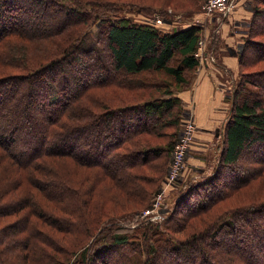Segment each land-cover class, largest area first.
<instances>
[{
	"label": "trees",
	"instance_id": "trees-1",
	"mask_svg": "<svg viewBox=\"0 0 264 264\" xmlns=\"http://www.w3.org/2000/svg\"><path fill=\"white\" fill-rule=\"evenodd\" d=\"M26 1L37 12L47 8L49 13H42L45 16L43 22L30 23L31 19L39 17V12L29 14L25 25L12 19V12L0 16V63L17 69V72L0 74V89H3L0 93V158L7 157L12 161L6 166L10 182L7 187L12 189L5 191L15 195L23 192L18 188L24 187L21 196L30 202L38 189L50 200L70 204L64 215L39 210L43 217L47 214L51 219L49 223L57 228L84 234L78 235L82 240L79 248L76 249L74 243L64 245L62 249L56 246L57 253L62 254L56 255L48 250L51 238L39 230L38 239L42 236L48 241L47 249L40 242L37 247L38 254L46 258L44 264H95L97 259L101 264H108L106 251L116 252L120 264H156L157 258L164 256H170L171 261L174 258V264H216L207 256L210 251L218 264H223L222 260L229 264H264V238L254 223L251 224L254 217L262 218L264 223V200L231 206L204 227L185 235L186 229L206 220L214 207L225 201L226 195L232 197L241 185L252 180V175L234 166L242 150L264 149V95L260 90L264 86V40L260 38L264 36V26L259 27L256 23L258 15H264V0H253L252 16L242 43L237 50L231 49L238 55V79L231 92V105L217 144L219 165L207 175L186 181L171 209L157 221L136 217L144 208L138 206L142 204L140 201L149 203L154 190H140L141 182L148 181L146 176L135 171L131 177L127 172L132 167L140 170L147 164H156L161 158L165 160L164 165L168 162L186 114L184 102L176 93L188 88L194 79L199 64L196 51L202 27H175L163 32L153 25L135 21L127 13L150 14L157 10L162 13L160 10L165 12L168 7L127 0ZM3 2L6 1L0 0V12L5 14L9 6ZM174 7V11L186 14L200 10L199 6L188 10ZM23 11L21 8L20 13ZM117 11L126 12L127 16H116ZM53 12L56 14L50 15ZM60 19L64 22L56 28ZM93 27L98 29L96 33ZM52 34L54 40L46 41L48 44L39 50L38 42L47 40ZM61 37L64 39L59 41ZM34 43H38V51H48L52 45L56 47L49 55L46 52L47 60H41L40 65L25 61L30 60L25 53L29 50L27 44ZM80 55L94 57V64L98 63L96 78L88 77L93 70L82 62ZM256 60L261 61L257 70L254 69ZM109 62L112 68L106 67L102 71ZM71 69L76 70V75L69 78ZM86 69L89 71L86 75H77ZM143 72L157 77L147 81L137 79ZM109 86L126 90L134 87L133 97L137 100L108 108L106 100L101 102L104 93L95 96L92 88ZM24 99L34 103L38 112L36 118L28 114ZM90 99L94 107L88 105ZM14 102L18 105L13 108ZM100 107L102 109L98 110ZM87 133L94 135L93 141L87 139ZM154 139L163 140L165 144L154 145ZM62 140V145L58 146ZM127 150L136 157L127 161ZM62 156L71 158L77 166L94 165L106 176L112 174L115 179L120 178L121 184L129 190L126 197L136 201L137 207L104 218L98 215L99 208L87 212L85 206L91 204L90 195L84 196L76 187L86 181L75 175L66 178L59 174L55 164H59ZM109 158L127 162L122 167L109 162ZM262 158H254L260 160L255 172L262 170L264 173ZM226 165L235 168V178L229 187L219 182ZM165 172L166 169L162 171V177ZM188 203L191 207L182 210L181 217H177L181 204ZM23 220L30 223L27 217ZM95 220L96 225L93 224ZM240 223H250V232ZM86 225L89 226L87 230ZM241 232L248 233L244 236L250 243L257 242L262 248L260 254L251 256V246H243V239L235 238ZM225 234L235 240L229 247H222ZM34 236L30 235L29 244ZM77 255L79 258L75 260ZM0 260L2 264L3 260Z\"/></svg>",
	"mask_w": 264,
	"mask_h": 264
},
{
	"label": "rangeland",
	"instance_id": "rangeland-1",
	"mask_svg": "<svg viewBox=\"0 0 264 264\" xmlns=\"http://www.w3.org/2000/svg\"><path fill=\"white\" fill-rule=\"evenodd\" d=\"M5 1L6 2H3V3H4V5L9 6L8 7L9 10H7V11L5 10V14L0 12V16L4 17L6 15H9L10 12H12L14 15L12 17V19H16V21H19L21 24H24V25L26 24V20H28V18H29L28 17L29 14L39 12V11L37 12L35 10V7L33 8L32 5L30 3H28L26 0H5ZM127 1H129L131 3L132 2L137 3V4L144 3L147 5H160V6L168 7L167 11L164 10L165 12L160 10L163 13V14L161 13L162 19H164V21H167V24L163 23V25H161V26L158 25L154 19V16H156L155 15L156 11H154V12L152 11V13H150V14H143V13L137 14V13H133L132 11H130V13H127V15L129 17H131L132 19H134L135 21L142 22L144 24L153 25L154 27L160 29L163 32L170 31L173 26H179V27H183L186 25L187 26H192V25L201 26L202 31H201L200 37H202L201 39L204 41L206 52L208 54H214L215 57L218 55L217 51L213 50V48H212L211 43H214V41L211 42L209 39L210 34L213 30V28H211V26L214 25L213 24L210 26V22L208 21V20H210V18L209 17L204 18L205 16L201 17L200 23H196V21H195V13L196 12L193 14H186L184 12L173 10L174 6L178 7L177 8L178 10H188V9H192L194 7L199 6L200 10H201L202 5L205 3L206 0H127ZM234 5L235 6L233 7L231 12H228L226 14H218L215 17L218 19L217 24L214 26L215 27V33H216L217 37L219 36L218 33L220 32L222 26H225V25H226V27L230 28V30L234 34H236V33L240 34V31L243 32V30L248 29L249 22H250V19L252 16L253 0H234ZM21 8H24V11L22 13H20ZM46 9L47 8L40 11L39 17H36V19H34V18L31 19L30 23L40 24L41 22H43L45 16L42 15V13L43 12L49 13L48 10H46ZM16 11H18V12H16ZM157 11L159 12V10H157ZM237 12H240L242 15L235 17V14ZM18 14H19V16H17ZM55 14H56V12H53L50 15H55ZM120 14L126 15V12L125 13L124 12H121V13L118 12V13H116V16H120ZM244 14H245V16H244ZM63 22H64V19H62V20L60 19L59 24L55 25L56 28H58ZM256 23H257V26H259V27L264 26V15H258V17L256 19ZM1 24H2V21H0V25ZM26 26H28V24ZM44 27L48 28V30L50 32L52 31V30H50V27H48L47 25H44ZM210 28H211V30H210L209 36H208L205 32L207 30H209ZM97 30L98 29L96 27H93V32L96 33ZM244 32H246V31H244ZM51 33H53V31ZM216 36H215V38L217 39ZM54 38H55V36L52 34V36H50V38H48L47 40L43 39L42 41L38 42L39 43V45H38L39 50L44 49V46L48 44V43H46V41L51 40V42H52L54 40ZM260 38L262 40H264V36H261ZM63 39H64V37H61L59 41H62ZM235 39H237V36H235ZM221 42H220V46H221ZM38 43H36V44H38ZM36 44L35 43H34V45L27 44V49H29V50L27 52L25 51V53H26V56H27V54L29 55L30 60L26 59V57L22 54V57H23L22 59L23 60L26 59L25 61L31 65H36V64L40 65V63L43 60H47L46 52H49L48 53V55H49L51 53V51L56 48L51 43L50 45H52V47L49 48L48 51H38V50H36V48H37ZM222 45H223V43H222ZM238 46L239 45H237V47ZM218 49H220V47ZM80 56H81L80 58H81L82 62L85 63L86 65L88 64V66L90 67V71L93 70V72L91 73L86 69L85 72H83V74L78 73L77 75L83 76L88 71L89 72L88 77H91V78L95 77L96 78L97 74H95V73L97 72L96 67L98 66V63H97V65L94 64V57H92V56L90 57V55H84V56L80 55ZM106 61L108 62L107 58H106ZM216 61H217V57H216ZM205 62H202V59L199 58V64L200 65H198L199 67L197 66V69L201 68L203 63H205ZM256 62H257V64L254 65L255 66L254 69L257 70L258 68H260L261 61L256 60ZM262 63L264 64V61H262ZM106 67H108V70L110 68H112L111 63L109 62L106 65H104L102 71H104V68H106ZM197 69H196V71H197ZM248 69H252V67L248 68ZM11 72H17V69L12 67V66H9L6 63L5 64L0 63V74H6V73H11ZM75 72H76V70L73 71L72 69L70 71H68V77L70 78L73 75L75 76L76 75ZM121 75H123V74L120 73V76ZM133 76H135V75H133ZM151 77L156 78L157 76L153 73H150V72H143L141 75H138L137 79H139V80L144 79L147 81V79L151 78ZM137 79L134 81H137ZM2 90L0 89V93ZM133 90H134V87L129 88V90H126L123 87H118V86H109L108 88L107 87L106 88L94 87V88H92V92H93L92 94H94L95 96H98V95H101L100 94L101 92H103L104 94L102 95V99H101L102 101L101 102L103 103V101L104 102L107 101L106 102L108 104L107 106H108V108H110L113 106L117 107V106H120V104H125L127 102H131L134 100L136 101L137 99L133 97V94H134ZM260 90H261L262 94L264 95V86H263V89H260ZM230 91L232 92L231 89H230ZM228 96L231 98V93H228ZM144 97H148V96H144ZM138 99H140V98H138ZM17 103L18 102H14L11 105V107L14 108L16 105H18ZM23 103L26 106V109L29 110L28 114H31L32 117L36 118L38 116V112H37L36 108L34 107V103L29 101L28 99H24ZM88 105L91 107H94L91 99L89 100ZM101 109H102V107L98 108V110H101ZM184 109H185V107H184ZM185 113H186V111H185ZM187 115H189V114H187ZM190 115L194 118V116L192 114H190ZM125 119H126V117L124 116V120ZM20 124H21V122H20ZM29 124H30V122L27 123V126H29ZM196 126H197V123H196ZM33 127L35 129V125ZM222 128H223V126H222ZM222 128H221V132H222ZM196 130H197V128H196ZM86 137L90 141H93L94 135L87 133ZM35 138L36 137H34L33 139H35ZM62 142H63V140L59 142L58 146L62 145V144H60ZM154 142H156V143H154V145H158L159 143L161 145L165 144L164 143L165 141L160 140V139H154ZM191 148H192V146L190 147L189 152H190ZM218 149H219V147L216 146L213 150H211L207 153H204L207 157L206 165H202L196 172H193V170L190 168V165H192V164L189 162L190 153L188 152L184 168H183L181 174L179 175V177L177 179L178 181L175 185L167 183V175H168V170H169L170 157L168 159V162L165 165L163 164L165 160H163V158H161V161L158 162V160H157L158 163H156V164H147L144 167H140L141 169L143 168L142 171H141V169L137 170V167H135L136 169L132 167V170L130 172H127L131 175V177H133L132 173H134L136 171L135 173L144 174L146 176V179H148V181L145 180V181L141 182L140 190H143V189L154 190V193H152L150 196L149 203H147L146 200L140 201L142 204H140L138 206L139 207L144 206V208L141 211L137 212L136 217L137 218L147 217L148 215L145 216V210L147 208H152L153 203H154V205L157 204L158 208L161 209L160 210V213H161L160 218L163 214H166L171 209V207L173 206L174 201L178 197V193H179L181 186L186 181L191 180L192 177L198 178L200 175H207V174L212 172V170L215 166L219 165V159H218L219 150ZM255 151L253 152V150H249L247 148L243 149L240 156H239V159L234 164V166L237 170L242 171V172H247L249 175H252V180L248 181L247 183H244L243 185L240 186V188H238L235 191V193L237 192L236 194L239 193L240 195L237 197H235L236 196L235 193H232V195L234 197L233 196L230 197L231 194L226 195V197L224 198L225 201L223 203H221V205H219L217 208L214 207L215 208L214 212L212 211L213 213L211 215H209L206 220L199 222V224H197V226H195L193 228L185 230L186 236L192 234V232L196 231L197 228L204 227L206 225V223L210 222L212 220V218L214 216H216L219 212H221V211H223V210H225L231 206L244 205V204H247L249 202H256V200L257 201H263L264 200V173H262V170L259 172H255L257 170V168L260 166L259 165L260 160L254 159L256 157L257 158L264 157V149L256 147ZM198 152H202V151H198ZM203 152H206V151H203ZM127 153H128L127 161H129L128 160L129 158L133 159L134 157H136V154L130 153V150ZM198 155H201V154L199 153ZM89 156H92V155H89ZM262 159H264V158H262ZM108 161L112 162V163H116L117 165L122 166V167H124L125 163L127 162L124 160H119V159H114V158H109ZM8 162H12L10 158H7V157L0 158V211L2 212V214H0V258L3 260L2 264H44V261L46 260V258L41 253H40V255L38 254L37 247L40 246V244H42L43 247H46V249H47L48 241H47V239L42 238V236H41V239H38L40 237V236H38L39 230L45 231V234H44L45 237L48 236L51 238L52 242L49 244L50 247L48 248V250L51 251L52 253L56 254V255H62V254H59L57 252H58V248L62 249L61 247L64 245L67 246V245H71V243H74L75 248L76 249L79 248L81 246L80 244L82 242V240L79 236L84 235V234L79 232V231L78 232L69 231V230L64 231L62 229V227L57 228L55 225H53V223L52 224L49 223V222H51V219L49 216H47V214H50L51 212L64 215L66 213V211L69 209L70 204L65 205V203H62V204H64V205H62L58 201H53V199L50 200L46 195H44L42 190H38L36 188H34L36 190L34 191V194H33L34 197L32 198V200L30 202H28L26 200V197H22L23 195L21 196L22 193L24 194V191H25L24 187L18 188V190H22L23 192H20V193L15 194V195H11L13 192H6L5 190L12 189L11 187H7V183H10V182H8L9 177H7V172H6L7 171L6 166H7ZM58 163H59L58 165L55 164V168L58 170L59 174H61L62 176L72 177V175H75L77 178L79 177L80 179L86 181V183H83L81 181V184L79 186H76V187L84 194V196L88 197V195H90L89 201H91V204H87L85 206V210L87 212H91L93 210L95 212L96 209L99 208L100 213L98 212V215L100 214L102 216V218H104V217H108V216H111L114 214H118V213H121L123 211L137 207L136 201H133V199L130 197H126L129 190L121 184L120 178H118L119 180L115 179V176H113L112 174L109 175V177H108L104 174V172L101 169H99L97 166H94V165H91V167L77 166V165L73 164V162L71 161V158H67V157H63V156H62V158L59 159ZM108 164H109V168L111 169V164L110 163H108ZM226 166L227 167H224V169H223V173L219 179V182L222 186L226 185L227 187H229V184L231 185L233 179L235 178V176L233 175L234 174L233 169H235V168L232 169L228 165H226ZM192 167L194 168L195 166L192 165ZM165 169H166V172H165L164 176L162 177V171ZM94 187H95V191H93ZM90 190H92V191H90ZM159 194H161V196H159ZM133 197H136V196H133ZM147 200H148V198H147ZM187 201H188V198L186 199V202ZM190 207H191L190 203L184 204V205L181 204V206L178 208L179 213H178L177 217L180 218L181 215L183 214V213H181L182 210H188V208H190ZM39 208H41L42 210L47 212V214H44L45 217L42 216L43 213H41ZM25 217L28 218V221L30 222L29 224H28V222L23 220V219H25ZM43 218H45V220ZM160 218H159V220H160ZM252 223H254L253 225L261 233L260 236H262V238H264L263 219L254 217V218H252L251 224ZM46 224H48V225H46ZM93 224L96 225V220H95V222H93ZM251 224L250 223H240V225L243 228H245L247 230V232H250V229H251L250 227L252 226ZM86 226H87L86 227V230H87L89 226L88 225H86ZM34 232H36L35 236L33 235ZM247 232L246 233L241 232L239 235L236 234L235 238L236 239H238V238L243 239V241H242L243 246H248V245L251 246L250 252H249V254L251 256L257 255L258 253L260 254V252H262V248L260 246H258L257 242L255 244H253V243H250V241L246 239L247 234H248ZM30 235L35 237L33 239V241L31 242V244L28 243ZM244 235H246V237ZM87 236H88V234H86V238H87ZM224 236H225V239L223 240L224 246H222V247H225V246L229 247L232 243H234L235 240L232 237H230V236L228 237L227 234H225ZM23 238L25 240L27 238V242H25V240ZM255 238H257V236ZM42 241H43V243H42ZM39 242H40V244H39ZM45 253L47 254L46 251H45ZM212 254H214V253H212L210 251V252H208L207 256H209L214 263L218 264V261L213 258ZM104 255H105V257H108V264H120V257L117 256L116 252L112 253V252L106 251ZM78 256L79 255L76 256L75 260H78V258H79ZM99 258H101V257H99ZM170 262H172L174 264V258H172V261H171L170 256H166V257L164 256V257L157 258L156 264H170ZM0 263H1V260H0ZM222 263L223 264H229L225 260H222ZM95 264H101V263L97 259Z\"/></svg>",
	"mask_w": 264,
	"mask_h": 264
},
{
	"label": "crops",
	"instance_id": "crops-1",
	"mask_svg": "<svg viewBox=\"0 0 264 264\" xmlns=\"http://www.w3.org/2000/svg\"><path fill=\"white\" fill-rule=\"evenodd\" d=\"M239 15L242 14L237 12L235 17ZM215 17L216 15L212 16L208 21L210 26L214 24L211 26L213 30L209 39L210 41L211 38L215 40L211 44L213 50L217 51V61H206L201 68H196L197 71L191 85L176 93L184 102L186 114H192L197 123L194 143L189 152V162L195 166L194 169L190 165L193 172H196L202 165H206L207 157L204 153L213 150L220 139L221 128L231 105V98L228 93H231L230 89L233 90L238 78V55L233 53L231 49L237 50V45L242 43L245 36L244 31H246L245 29L243 32L240 31V34H234L225 25L222 26L217 37L214 26L217 24L218 19ZM175 27L186 28L189 26H173L171 30ZM211 28L205 32L208 36ZM235 36H237V39H235ZM219 47L220 49H218ZM199 153L201 155H198Z\"/></svg>",
	"mask_w": 264,
	"mask_h": 264
},
{
	"label": "built area",
	"instance_id": "built-area-1",
	"mask_svg": "<svg viewBox=\"0 0 264 264\" xmlns=\"http://www.w3.org/2000/svg\"><path fill=\"white\" fill-rule=\"evenodd\" d=\"M234 6V0H206L202 5L201 10L195 13V21L196 23H200L201 17L205 16L204 18H211L218 14H226L231 12ZM155 15L154 19L158 25L161 26L163 23L167 24V21L162 19L161 13L156 11ZM201 38L202 37L198 39L196 55L198 58L202 59V62H215V55L206 52L204 41ZM196 128L197 126L194 118L190 114H185L182 118L177 137L170 153L169 170L167 175L168 184L175 185L177 183V179L184 168L189 149L194 142ZM159 196H161V194H159ZM145 216L151 221L158 220L160 218V209L157 204L154 205L153 203L152 208H147L145 210Z\"/></svg>",
	"mask_w": 264,
	"mask_h": 264
}]
</instances>
